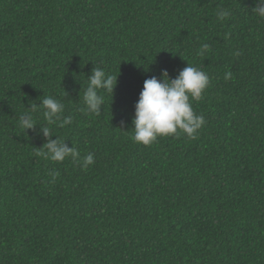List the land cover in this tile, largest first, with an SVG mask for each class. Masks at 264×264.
<instances>
[{
  "label": "trees",
  "instance_id": "trees-1",
  "mask_svg": "<svg viewBox=\"0 0 264 264\" xmlns=\"http://www.w3.org/2000/svg\"><path fill=\"white\" fill-rule=\"evenodd\" d=\"M255 0H0V264H264V18ZM230 15L218 19V10ZM209 48L198 55L202 45ZM210 85L192 101L195 139L138 145L146 79L188 64ZM118 77L100 115L81 97L95 67ZM231 78L225 79L226 73ZM53 127L81 157L46 160ZM54 174V177H53Z\"/></svg>",
  "mask_w": 264,
  "mask_h": 264
},
{
  "label": "clouds",
  "instance_id": "clouds-1",
  "mask_svg": "<svg viewBox=\"0 0 264 264\" xmlns=\"http://www.w3.org/2000/svg\"><path fill=\"white\" fill-rule=\"evenodd\" d=\"M255 15L264 18V0H255L252 8ZM218 19H225L230 15L227 10L220 9L216 13ZM209 45H202L198 55L203 56ZM188 64V63H187ZM231 73L225 74V79L231 78ZM87 86L83 88V107L80 111L85 114L100 115L105 104V94H111L117 86L118 77L108 74L100 67L92 70L87 77ZM210 85L207 73L198 67L188 64L175 79H171L167 70H163L160 78L156 76L146 79L139 101L135 106L133 134L134 143L145 147L151 146L158 138L186 136L195 139L206 121L203 115L197 114L192 101H199ZM30 103V109L25 111L19 120V126L26 130H34L37 126L33 113L43 116L47 122L41 127L43 137L47 142L37 153L38 156L53 162H63L71 158L87 169L94 163V155L88 153L84 157L74 146L69 148L65 140L58 136L53 140V127L64 128L72 123V117H64L65 105L61 100L46 96L40 103ZM54 177V174H53Z\"/></svg>",
  "mask_w": 264,
  "mask_h": 264
}]
</instances>
